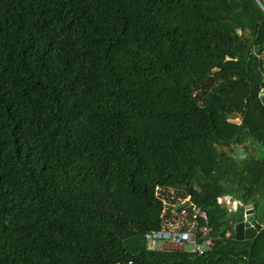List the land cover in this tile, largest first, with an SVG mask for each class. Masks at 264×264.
<instances>
[{"label": "trees", "instance_id": "16d2710c", "mask_svg": "<svg viewBox=\"0 0 264 264\" xmlns=\"http://www.w3.org/2000/svg\"><path fill=\"white\" fill-rule=\"evenodd\" d=\"M257 1L0 0V264H264ZM186 199L219 242L148 250Z\"/></svg>", "mask_w": 264, "mask_h": 264}, {"label": "built area", "instance_id": "2783aa9c", "mask_svg": "<svg viewBox=\"0 0 264 264\" xmlns=\"http://www.w3.org/2000/svg\"><path fill=\"white\" fill-rule=\"evenodd\" d=\"M217 202L221 204L220 199ZM182 203L187 205L180 210L178 217L185 223V229L174 227L166 229L169 223L164 222L163 226L166 228L145 235L148 250L186 251V247L190 245L192 248L188 253L204 255L219 242L221 238L213 233L208 224L207 214L190 203L189 199ZM225 203L229 205L228 202ZM229 236L228 232L223 235L224 239H228Z\"/></svg>", "mask_w": 264, "mask_h": 264}, {"label": "water", "instance_id": "95a60500", "mask_svg": "<svg viewBox=\"0 0 264 264\" xmlns=\"http://www.w3.org/2000/svg\"><path fill=\"white\" fill-rule=\"evenodd\" d=\"M256 4L261 8L260 3L255 0ZM245 158L244 150H236L235 158ZM241 198H244L243 189L241 190ZM234 220L232 226L233 237L235 241L252 240L257 235V226H264V198L257 204H238L234 209ZM191 246L186 247L187 252H191Z\"/></svg>", "mask_w": 264, "mask_h": 264}, {"label": "crops", "instance_id": "0c3cea01", "mask_svg": "<svg viewBox=\"0 0 264 264\" xmlns=\"http://www.w3.org/2000/svg\"><path fill=\"white\" fill-rule=\"evenodd\" d=\"M220 201H221V204H222V206L224 205V206H226L229 210H231V211H234V209H236L237 208V205L239 204V202H237V200H233V199H231V198H229V197H225V198H222V199H220ZM225 202H228L229 203V205H226V203ZM241 204V203H240ZM260 227H262V228H264V226H261L260 225ZM233 233V232H232ZM229 235H230V233H229ZM231 236V235H230ZM230 236H229V238H230ZM234 238V237H233ZM245 241V240H244ZM247 241H249V240H247Z\"/></svg>", "mask_w": 264, "mask_h": 264}, {"label": "rangeland", "instance_id": "374dc122", "mask_svg": "<svg viewBox=\"0 0 264 264\" xmlns=\"http://www.w3.org/2000/svg\"><path fill=\"white\" fill-rule=\"evenodd\" d=\"M263 60H264V58H263ZM228 209V208H227Z\"/></svg>", "mask_w": 264, "mask_h": 264}]
</instances>
